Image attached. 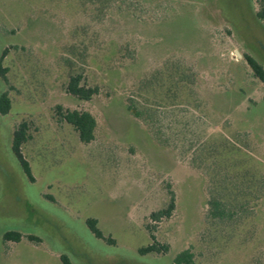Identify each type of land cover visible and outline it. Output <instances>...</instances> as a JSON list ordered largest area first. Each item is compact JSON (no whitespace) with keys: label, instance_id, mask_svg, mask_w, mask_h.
I'll return each mask as SVG.
<instances>
[{"label":"rangeland","instance_id":"1","mask_svg":"<svg viewBox=\"0 0 264 264\" xmlns=\"http://www.w3.org/2000/svg\"><path fill=\"white\" fill-rule=\"evenodd\" d=\"M257 9L0 0V95L11 103L0 114V264H171L184 251L189 264H264V86L244 60L264 68ZM76 73L97 89L88 101L66 91ZM129 98L151 125L127 111ZM57 106L91 114L94 139L81 143ZM22 123L32 179L12 150ZM211 192L233 221L207 219ZM172 193L170 216L151 219ZM150 235L168 251L140 255Z\"/></svg>","mask_w":264,"mask_h":264},{"label":"trees","instance_id":"2","mask_svg":"<svg viewBox=\"0 0 264 264\" xmlns=\"http://www.w3.org/2000/svg\"><path fill=\"white\" fill-rule=\"evenodd\" d=\"M257 3L258 9L255 12V16L258 20L263 23V30H264V0H253ZM244 60L247 63L248 67L252 71L255 78H257L264 86V68L261 64H259L255 59L250 56H244ZM2 70H0V75L4 81V75L2 74ZM181 78H179V82H181ZM66 91L71 96L83 100L88 101L91 97L97 94L96 88H90L85 85V81L80 73L72 74L69 76V81L67 84ZM11 103L8 98V94L3 92L0 95V114L6 115L10 111ZM126 109L130 112L136 119H139L145 125L152 124V117L151 110L147 109L143 103L137 102L132 98L128 99V103L126 105ZM56 115L58 116L59 121L65 122L73 127V129L78 134L79 141L81 143H89L94 139V131L96 122L95 119L85 111H77V110H63L60 106L56 107L55 111ZM153 126V125H152ZM28 140L26 124L22 123L18 126L13 134L12 139V150L13 153L18 160L23 172L29 178H31V171L28 163L22 156L21 146ZM264 189V184L262 186ZM170 201L168 206L165 209H162L156 213L151 214V219L154 221H159L162 218H168L171 212L174 210V196L173 193L170 194ZM207 219L209 221H216L219 223H227L229 221H233L234 213L227 210L221 200L218 198L214 192L210 193V199L208 202V211H207ZM87 226L90 232L96 237L101 239L102 234L96 227V221L93 219H88L86 221ZM152 240V244L149 246L142 248L139 250L140 255H147L151 253H162L167 252V246H159L155 243V239L153 235H150ZM21 239V235L16 232H7L3 235V240L5 241H12V242H19ZM62 264H71L69 259L66 256L60 257ZM191 261V255L188 251H184L178 254L171 264H189Z\"/></svg>","mask_w":264,"mask_h":264}]
</instances>
